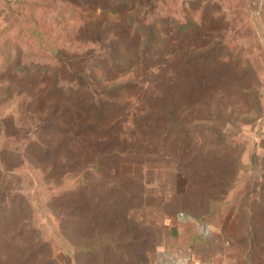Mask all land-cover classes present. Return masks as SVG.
I'll return each instance as SVG.
<instances>
[{
  "label": "rangeland",
  "instance_id": "obj_1",
  "mask_svg": "<svg viewBox=\"0 0 264 264\" xmlns=\"http://www.w3.org/2000/svg\"><path fill=\"white\" fill-rule=\"evenodd\" d=\"M264 261V0H0V264Z\"/></svg>",
  "mask_w": 264,
  "mask_h": 264
},
{
  "label": "crops",
  "instance_id": "obj_2",
  "mask_svg": "<svg viewBox=\"0 0 264 264\" xmlns=\"http://www.w3.org/2000/svg\"><path fill=\"white\" fill-rule=\"evenodd\" d=\"M190 264H264V261L261 262H242L239 260H231V261H225V260H199V261H192Z\"/></svg>",
  "mask_w": 264,
  "mask_h": 264
}]
</instances>
